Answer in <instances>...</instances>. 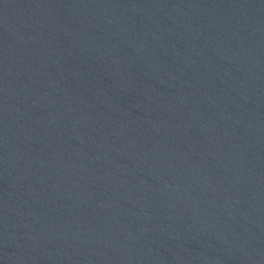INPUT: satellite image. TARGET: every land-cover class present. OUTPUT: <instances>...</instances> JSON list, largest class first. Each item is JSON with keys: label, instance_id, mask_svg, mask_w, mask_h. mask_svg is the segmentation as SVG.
<instances>
[{"label": "water", "instance_id": "1", "mask_svg": "<svg viewBox=\"0 0 264 264\" xmlns=\"http://www.w3.org/2000/svg\"><path fill=\"white\" fill-rule=\"evenodd\" d=\"M0 264H264V0H0Z\"/></svg>", "mask_w": 264, "mask_h": 264}]
</instances>
